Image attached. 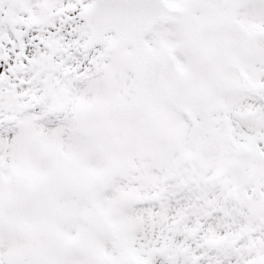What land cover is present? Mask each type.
Masks as SVG:
<instances>
[{
    "label": "snow or ice",
    "instance_id": "obj_1",
    "mask_svg": "<svg viewBox=\"0 0 264 264\" xmlns=\"http://www.w3.org/2000/svg\"><path fill=\"white\" fill-rule=\"evenodd\" d=\"M0 264H264V0H0Z\"/></svg>",
    "mask_w": 264,
    "mask_h": 264
}]
</instances>
